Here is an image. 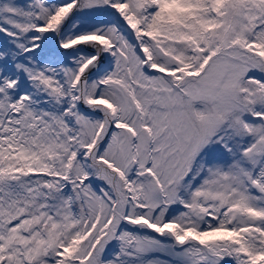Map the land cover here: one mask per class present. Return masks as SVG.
Returning a JSON list of instances; mask_svg holds the SVG:
<instances>
[{
  "label": "snow or ice",
  "instance_id": "6c2138e0",
  "mask_svg": "<svg viewBox=\"0 0 264 264\" xmlns=\"http://www.w3.org/2000/svg\"><path fill=\"white\" fill-rule=\"evenodd\" d=\"M0 264H264V0H0Z\"/></svg>",
  "mask_w": 264,
  "mask_h": 264
}]
</instances>
